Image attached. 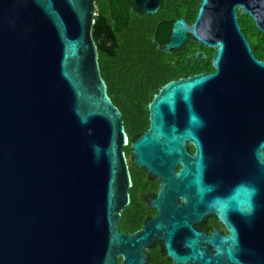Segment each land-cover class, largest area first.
<instances>
[{"label": "water", "instance_id": "1", "mask_svg": "<svg viewBox=\"0 0 264 264\" xmlns=\"http://www.w3.org/2000/svg\"><path fill=\"white\" fill-rule=\"evenodd\" d=\"M138 5L152 14L161 0ZM238 8L264 34V0H201L192 25L174 24L163 51L190 35L216 51V73L165 85L131 143L102 76L95 0H0V264H148L158 243L171 264H264V61ZM227 133L246 137L255 167L218 195L205 172ZM128 146L161 182L158 216L135 233L120 230ZM209 214L228 235L195 228Z\"/></svg>", "mask_w": 264, "mask_h": 264}, {"label": "flooded vegetation", "instance_id": "2", "mask_svg": "<svg viewBox=\"0 0 264 264\" xmlns=\"http://www.w3.org/2000/svg\"><path fill=\"white\" fill-rule=\"evenodd\" d=\"M138 1L144 0H95L97 14L92 34L98 48L100 67L113 79V93L129 91L132 89L130 84H138L143 89L154 86L158 93L170 82L216 73L213 64L216 51L190 35L179 48L172 49L170 53L163 51L172 39L173 26L177 21L184 20L189 25L195 22L196 18L193 22L188 20L190 0H161L158 11L152 14L140 9ZM238 13L239 21L242 14L239 8ZM245 17L246 29L251 34V39L247 40L252 53L264 61V34L251 17ZM200 52L206 57L198 58ZM128 104L134 105L130 101ZM143 134L130 137V142ZM216 145L218 149H215L212 162L207 166L205 179L215 188L216 194L223 195L226 189L245 180L247 173L255 167V161H251L252 154L245 136L236 138L232 133L217 136ZM128 147L129 152L125 150V153L132 187L130 204L121 212L120 230L135 233L158 216V210L150 203L157 198L161 182L135 164L132 149ZM187 149L193 158L196 146L189 142ZM195 228L208 234L219 231L228 235L227 227L214 214L206 215L199 224H195Z\"/></svg>", "mask_w": 264, "mask_h": 264}, {"label": "trees", "instance_id": "3", "mask_svg": "<svg viewBox=\"0 0 264 264\" xmlns=\"http://www.w3.org/2000/svg\"><path fill=\"white\" fill-rule=\"evenodd\" d=\"M201 0L189 1L188 3V20L191 22L197 16L198 9L200 6ZM240 25L242 26V31L246 35L248 40L251 39V34L246 29V17L240 15ZM100 66L101 61L99 59ZM102 76L105 79L108 85V92L113 101V103L120 109L123 116L124 125L129 137H138L143 134L146 129L149 127V110L148 105L152 100L153 96L157 93V88L154 86H149L146 88H139L138 84H130L131 88L129 91L124 92L123 94L113 93V79L106 72L105 69H102ZM138 85V87H137ZM127 97V98H125ZM128 101L134 103L130 106ZM124 150L129 152V147H125ZM127 232V230L122 229V233ZM148 264H171V261L166 257L165 253L162 251L161 245L158 243L154 248L148 250Z\"/></svg>", "mask_w": 264, "mask_h": 264}]
</instances>
